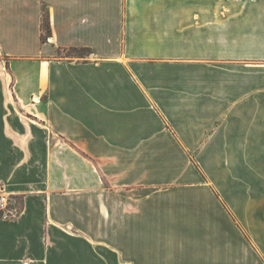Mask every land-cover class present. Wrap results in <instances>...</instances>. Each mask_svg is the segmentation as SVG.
Instances as JSON below:
<instances>
[{
	"label": "crops",
	"instance_id": "0c3cea01",
	"mask_svg": "<svg viewBox=\"0 0 264 264\" xmlns=\"http://www.w3.org/2000/svg\"><path fill=\"white\" fill-rule=\"evenodd\" d=\"M0 188V264H264V0H0Z\"/></svg>",
	"mask_w": 264,
	"mask_h": 264
},
{
	"label": "built area",
	"instance_id": "2783aa9c",
	"mask_svg": "<svg viewBox=\"0 0 264 264\" xmlns=\"http://www.w3.org/2000/svg\"><path fill=\"white\" fill-rule=\"evenodd\" d=\"M20 208L10 198V195L0 188V219L13 220L19 215Z\"/></svg>",
	"mask_w": 264,
	"mask_h": 264
},
{
	"label": "trees",
	"instance_id": "16d2710c",
	"mask_svg": "<svg viewBox=\"0 0 264 264\" xmlns=\"http://www.w3.org/2000/svg\"><path fill=\"white\" fill-rule=\"evenodd\" d=\"M42 38L43 40H46L47 35L51 32V21L48 11H44L42 16ZM87 49V48H82Z\"/></svg>",
	"mask_w": 264,
	"mask_h": 264
},
{
	"label": "rangeland",
	"instance_id": "374dc122",
	"mask_svg": "<svg viewBox=\"0 0 264 264\" xmlns=\"http://www.w3.org/2000/svg\"><path fill=\"white\" fill-rule=\"evenodd\" d=\"M89 53L87 49L75 48L67 52L68 55L85 56Z\"/></svg>",
	"mask_w": 264,
	"mask_h": 264
}]
</instances>
